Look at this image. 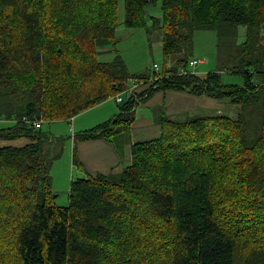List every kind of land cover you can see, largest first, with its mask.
Listing matches in <instances>:
<instances>
[{
  "label": "trees",
  "instance_id": "16d2710c",
  "mask_svg": "<svg viewBox=\"0 0 264 264\" xmlns=\"http://www.w3.org/2000/svg\"><path fill=\"white\" fill-rule=\"evenodd\" d=\"M155 3L161 17L145 27L144 7ZM14 5L17 15L0 21V119L14 123L0 139L27 142L0 147V264H264V0H125V24L159 29L163 55L175 59L113 118L73 135L74 166L75 143L92 139L119 155L129 144L130 163L72 180L65 207L53 203L54 140L34 122L69 120L146 75L131 76L118 54L97 60L114 44L117 0H0V14ZM197 30L216 33L218 63L243 86L223 83L221 69L182 73ZM165 90L238 112L177 117L158 105L159 136L133 142L135 108Z\"/></svg>",
  "mask_w": 264,
  "mask_h": 264
},
{
  "label": "rangeland",
  "instance_id": "374dc122",
  "mask_svg": "<svg viewBox=\"0 0 264 264\" xmlns=\"http://www.w3.org/2000/svg\"><path fill=\"white\" fill-rule=\"evenodd\" d=\"M18 1V0H17ZM20 2L22 0H19ZM25 0H23L24 2ZM44 1V0H43ZM66 1V0H62ZM17 3V2H16ZM16 5V4H15ZM14 6L7 8L6 12L0 14V21H4L7 17L12 18V15H17L20 9H14ZM160 3L148 4L144 7V26L151 24L153 19H160L161 17ZM117 26L114 30V44L107 45L100 53L97 54V60L100 63H110L114 60L116 54L121 56L127 70L131 76H140L145 74L140 90H147L153 86L156 78H154L152 65L158 66V72L162 73L163 69L172 63L175 59L173 56H164L162 53V34L159 29H152L151 33L146 34L145 28L129 27L125 24V0H117ZM245 40V32L242 26H239L237 31V43L241 44ZM216 33L209 30H197L193 34V47L189 54L188 61L201 60L195 66H186L189 73L202 75L216 69H221L220 78L223 83L232 84L236 86H243V77L238 73H230L226 69V59H221L218 63V53L216 49ZM190 63V62H189ZM190 65V64H189ZM184 68H182L183 70ZM148 74H151L148 77ZM153 75V76H152ZM257 75L254 78V82ZM134 79L130 78L127 88L119 95L123 100H126L128 95L141 91H136L139 87L134 85ZM135 87V88H134ZM131 88H134L130 90ZM130 92V93H129ZM115 95V96H117ZM138 101L139 97H135ZM107 106L98 107L103 103L85 109L72 117L69 120L57 119L53 122L42 121L40 131L50 136L54 140L55 150L58 153L57 158L50 160L49 175L51 176V189L53 195V203L58 207H65L68 205V191L72 180L78 178V172L72 163L73 150V135L89 128H93L109 119L113 118L119 113V108L115 99L109 100ZM115 108V115H112V109ZM221 114L235 116L238 112L236 105L227 104L223 109L219 110ZM204 114H216V111L203 112ZM138 114V113H137ZM181 114H175L181 117ZM136 116V114H135ZM174 116V115H173ZM76 118L75 122L73 120ZM12 120L0 119V128L12 125ZM116 128V125L113 126ZM27 142L25 138H19L12 141H4L0 139L1 146H22ZM130 163V162H129ZM122 169V168H121ZM120 171V170H119ZM113 250L116 251L115 260L125 258V255L118 256L119 247L118 242L113 243ZM5 249H0V254L7 253ZM138 259H133L125 262V264H135ZM108 259L104 260L107 263Z\"/></svg>",
  "mask_w": 264,
  "mask_h": 264
},
{
  "label": "crops",
  "instance_id": "0c3cea01",
  "mask_svg": "<svg viewBox=\"0 0 264 264\" xmlns=\"http://www.w3.org/2000/svg\"><path fill=\"white\" fill-rule=\"evenodd\" d=\"M243 30L245 32L244 27ZM138 87L139 89L136 91H141V86ZM109 100H113V98L102 102L103 105H98V107L107 106L104 104H108L110 102ZM158 105H163L166 108V113L169 115H175L185 111L195 110L200 112L216 111V113H219V110L227 106V103L183 91H157L149 99L140 102L135 108L136 116L131 126V140L133 142L146 141L159 136V126L155 124L153 118L155 115V107ZM114 111L115 108L113 107L112 115H115ZM75 120L76 118L73 122ZM75 151L79 162L78 166H75L78 176L94 175L97 172L108 173L110 171H119L124 164L130 162L129 144L123 147L122 155L117 153L111 142L104 139L78 141L75 143Z\"/></svg>",
  "mask_w": 264,
  "mask_h": 264
},
{
  "label": "built area",
  "instance_id": "2783aa9c",
  "mask_svg": "<svg viewBox=\"0 0 264 264\" xmlns=\"http://www.w3.org/2000/svg\"><path fill=\"white\" fill-rule=\"evenodd\" d=\"M199 62H202L201 60H191L190 61V65L189 66H191V67H193V66H195L197 63H199ZM152 70H153V72H155V73H157V71H158V66L156 65V64H153L152 65ZM187 70H186V68H184L183 70H182V73L183 74H185V72H186ZM135 88V87H134ZM134 88H131L130 90H132V89H134ZM130 93V92H129ZM115 100L117 101V102H120L122 99H121V97L119 96V95H117L116 97H115ZM41 122L40 121H38V120H36L35 122H34V126L36 127V128H39L40 126H41V124H40Z\"/></svg>",
  "mask_w": 264,
  "mask_h": 264
},
{
  "label": "clouds",
  "instance_id": "9594fccd",
  "mask_svg": "<svg viewBox=\"0 0 264 264\" xmlns=\"http://www.w3.org/2000/svg\"><path fill=\"white\" fill-rule=\"evenodd\" d=\"M116 97V96H115ZM122 99V98H121ZM116 101V100H115ZM117 102V101H116ZM121 102V101H120ZM117 103H119V102H117Z\"/></svg>",
  "mask_w": 264,
  "mask_h": 264
},
{
  "label": "water",
  "instance_id": "95a60500",
  "mask_svg": "<svg viewBox=\"0 0 264 264\" xmlns=\"http://www.w3.org/2000/svg\"><path fill=\"white\" fill-rule=\"evenodd\" d=\"M56 195H53V197H55Z\"/></svg>",
  "mask_w": 264,
  "mask_h": 264
}]
</instances>
